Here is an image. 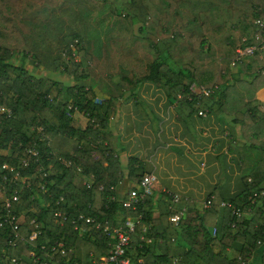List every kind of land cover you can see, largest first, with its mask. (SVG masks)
<instances>
[{"label":"trees","instance_id":"trees-1","mask_svg":"<svg viewBox=\"0 0 264 264\" xmlns=\"http://www.w3.org/2000/svg\"><path fill=\"white\" fill-rule=\"evenodd\" d=\"M259 18L264 0H0V107L12 109L0 113V166L19 172L0 201L17 191L20 223L17 236L0 226V264H100L113 239L95 222L75 227L80 212L102 225L138 219L128 250L136 264H252L257 253L264 264V49L232 64L237 48L255 43ZM145 81L240 125L245 186L228 200L239 215L219 198L208 208L165 191L156 198L154 185L125 204L118 186L127 180L140 193L145 172L135 157L122 165L110 119ZM192 83L214 91L195 97ZM29 148L39 156L24 166ZM57 241L71 251L53 253Z\"/></svg>","mask_w":264,"mask_h":264},{"label":"crops","instance_id":"crops-1","mask_svg":"<svg viewBox=\"0 0 264 264\" xmlns=\"http://www.w3.org/2000/svg\"><path fill=\"white\" fill-rule=\"evenodd\" d=\"M59 80L69 82L68 77ZM257 96L264 101V88ZM110 120L122 165L129 157L139 159L143 172L155 176L156 198L167 190L201 204L211 195L228 201L244 190V140L232 116L171 99L145 81L120 98ZM129 184L124 180L118 186L120 196ZM252 264H260L259 253Z\"/></svg>","mask_w":264,"mask_h":264},{"label":"built area","instance_id":"built-area-1","mask_svg":"<svg viewBox=\"0 0 264 264\" xmlns=\"http://www.w3.org/2000/svg\"><path fill=\"white\" fill-rule=\"evenodd\" d=\"M264 49V19L259 18L257 19V31L255 34V43L254 44H247L243 47H239L236 50V57L232 64L242 63V62H248L251 59L255 57V53L257 51H261ZM264 73V71H262ZM190 91L195 97H200L202 95H209L214 90L211 88H206L202 85H198L196 83H192L190 85ZM193 99V98H190ZM98 100V99H97ZM0 113L6 117L12 116V109L10 107H0ZM27 153L29 155V158H24L22 163L24 166L29 165L30 158L35 157L37 158L39 156V151L35 148H29L27 149ZM78 170L80 171L81 168L78 167ZM13 176V179L16 180L18 178L19 172L15 171L12 166L5 163L0 166V192H4L6 188V183L9 181L10 176ZM46 175V174H45ZM88 187L91 185V182L85 181L84 182ZM155 183V176L152 173H145L140 180V183L138 187L140 188V193L134 189L127 194L129 195L128 201L125 202L126 205H130L133 201L136 200L137 196H148L154 194L153 185ZM41 188L44 189V184L41 185ZM103 187L101 186L100 189ZM174 201H179L182 197L181 195L177 193H173L170 191H165ZM62 199V198H61ZM214 199V196H209L205 201L202 202L203 208H208L211 206L212 201ZM19 197L17 195V191L14 192V195L10 197H2L1 198V204L3 206V209L5 211V216L2 220H0V226L3 227L6 224H9L12 231L15 232V235H18V231L20 228V223L18 221V216L13 209L14 202H18ZM221 207H231L233 212L237 215L240 214V211L238 208L233 207L232 204L228 201H221L220 203ZM67 211L69 209H66V216H64V219H67ZM65 212L58 210L55 211L54 216L55 217H61L62 215H65ZM262 218L264 220V211L262 213ZM80 220H85L88 223H94L96 228L103 229V232L106 233L108 236H110L113 239L112 248L110 250L109 256L102 259V263L105 262H111L113 264H136L131 258L128 256V250L131 245V233L134 231L135 224L138 222V219H128L125 221L123 225L119 226H112V225H102L100 222H96L92 217H87L83 213H79L78 216L73 218L72 223L75 224V227H77ZM171 220L175 223V225L179 224V221L181 220V215L176 213L171 217ZM30 224H36L35 219H32L30 221ZM215 231V228H214ZM37 232H33L30 236L31 239L36 238ZM10 243V242H9ZM52 252L60 251L62 254L66 253L67 251H71V248H66L63 241H57L54 246L51 247ZM47 252V255L50 258H53V253ZM30 256L33 257V261L37 262L39 260V256L36 255V253L31 252ZM44 264H47V262H44Z\"/></svg>","mask_w":264,"mask_h":264},{"label":"rangeland","instance_id":"rangeland-1","mask_svg":"<svg viewBox=\"0 0 264 264\" xmlns=\"http://www.w3.org/2000/svg\"><path fill=\"white\" fill-rule=\"evenodd\" d=\"M137 30H138V25L136 24V31H137ZM137 33H138V31H137ZM50 75L53 76V77L56 78V79H59V78H63V79H65V78L67 77V75L62 74V73H51ZM69 82H72V80L69 81Z\"/></svg>","mask_w":264,"mask_h":264}]
</instances>
